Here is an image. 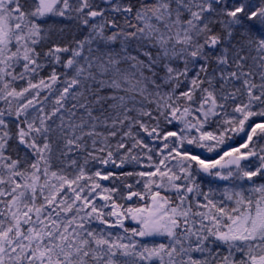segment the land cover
<instances>
[{"label":"snow or ice","instance_id":"snow-or-ice-1","mask_svg":"<svg viewBox=\"0 0 264 264\" xmlns=\"http://www.w3.org/2000/svg\"><path fill=\"white\" fill-rule=\"evenodd\" d=\"M0 264H264V0H0Z\"/></svg>","mask_w":264,"mask_h":264}]
</instances>
